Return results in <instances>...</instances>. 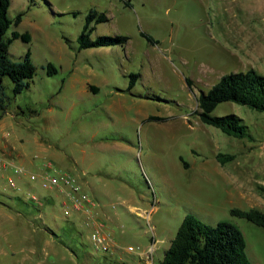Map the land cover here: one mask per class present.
Here are the masks:
<instances>
[{
  "label": "rangeland",
  "instance_id": "obj_1",
  "mask_svg": "<svg viewBox=\"0 0 264 264\" xmlns=\"http://www.w3.org/2000/svg\"><path fill=\"white\" fill-rule=\"evenodd\" d=\"M92 9L108 20L91 37L122 35L124 45L78 48ZM18 13L6 37L27 32L30 40H12L8 55L18 61L29 50L36 71L18 94L3 77L9 104L0 142L36 138L60 170L88 178L92 188L84 189L100 202L94 219L111 238L96 251L91 226L62 221L56 232L72 253L60 264H159L186 213L212 226L233 223L250 262L264 264V229L230 213L264 209V114L230 101L212 111L241 117L251 139L228 136L197 114L199 94L222 75L250 68L264 75V0H11L9 18ZM218 154L232 159L221 163ZM1 189L0 199L18 209V191L6 179ZM24 200L19 205L41 226L38 204ZM55 205L38 208L63 213ZM15 229L0 238V264L18 250Z\"/></svg>",
  "mask_w": 264,
  "mask_h": 264
},
{
  "label": "trees",
  "instance_id": "obj_2",
  "mask_svg": "<svg viewBox=\"0 0 264 264\" xmlns=\"http://www.w3.org/2000/svg\"><path fill=\"white\" fill-rule=\"evenodd\" d=\"M10 2L11 0H0V118L6 113L9 104L4 92L3 77L7 76L12 81L13 93L18 94L29 87V81L34 77L36 71L29 50L18 61L9 58L8 48L12 40L17 38L25 42L30 40V35L27 32L12 31L10 36L6 37L11 24L18 25L22 18V13H18L14 19L9 18ZM107 20L108 18L103 12L89 10L76 39L78 48L124 45L127 37L122 35L91 37L94 25ZM45 69L48 75L57 72L52 63H47ZM135 77L136 75H131L130 85ZM90 88L96 91L93 86ZM225 101L244 105L264 114V75L252 68L224 74L206 92H201L197 98V114L203 123L220 129L228 136L251 139L252 136L248 133L247 126L238 115L234 113L212 114L215 107ZM217 159L224 163L232 159V156L218 154ZM230 213L243 217L264 229V211L259 208L232 207ZM159 264L252 263L246 255L244 236L236 225L223 220L212 226L203 223L192 213H186Z\"/></svg>",
  "mask_w": 264,
  "mask_h": 264
},
{
  "label": "crops",
  "instance_id": "obj_3",
  "mask_svg": "<svg viewBox=\"0 0 264 264\" xmlns=\"http://www.w3.org/2000/svg\"><path fill=\"white\" fill-rule=\"evenodd\" d=\"M31 112L36 113V110H31ZM11 116L17 117L14 113H11ZM18 141H20V138L17 137L14 142L13 140L4 141L3 144L0 142V195L5 194L3 193L4 189H1V185L5 179L7 180V177H14L19 185L18 193L15 194V198L18 200V209H15L13 199H10V202L0 199V238L8 240L7 235L12 231L16 233L15 228L18 227V250L9 252L10 264H60L59 259L70 258L72 253L71 248L56 232L58 229H62V221L72 223L75 226L80 223L85 224V219L89 214L91 217L97 218L95 215L99 210L96 207L100 202L96 200L97 204L90 207L89 214L77 211L72 216L66 217L62 212H59V214L52 212L48 215L40 212L38 207L41 206V203L42 205L44 203L50 204L55 209L57 201L59 205L61 204L62 196L55 189L45 190L37 182H30L27 174L46 170V160L52 162L55 167L57 166L49 159V154H44L47 148L36 138H32L25 143H19ZM30 148H32V151H30ZM30 153L33 155L30 156ZM13 166H21L26 172L16 174L13 172ZM82 176H86L85 172L82 173ZM80 184L84 191L85 185L91 186L88 178L82 180ZM27 191H33L40 197L41 201L36 209L39 210V217L45 216L41 226L33 222L29 210H25L24 207L19 205V203L25 202V192ZM10 197L13 198L14 196ZM261 210L264 211V209ZM1 253L7 255L5 250H2Z\"/></svg>",
  "mask_w": 264,
  "mask_h": 264
},
{
  "label": "built area",
  "instance_id": "obj_4",
  "mask_svg": "<svg viewBox=\"0 0 264 264\" xmlns=\"http://www.w3.org/2000/svg\"><path fill=\"white\" fill-rule=\"evenodd\" d=\"M45 169L42 172H29L28 179L30 182H37L42 189H55L62 196L61 206L65 216H69L73 211H83L90 213V207L97 204L87 192H85L79 182L77 175L63 171L55 167L52 162L45 161ZM13 172L16 174L25 173V169L21 166H13ZM7 184L10 188L19 189V185L14 177H7ZM25 198L33 203H40V197L33 191L25 192ZM85 224L92 227L90 239L93 242L94 249L107 250L111 238L105 232L103 224L90 216L85 219ZM151 248H148L150 250ZM127 250H133L132 246H127Z\"/></svg>",
  "mask_w": 264,
  "mask_h": 264
}]
</instances>
